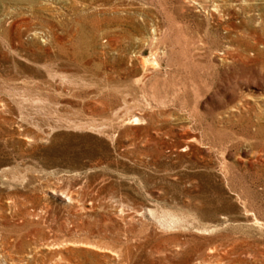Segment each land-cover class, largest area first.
Returning <instances> with one entry per match:
<instances>
[{"label": "rangeland", "instance_id": "1", "mask_svg": "<svg viewBox=\"0 0 264 264\" xmlns=\"http://www.w3.org/2000/svg\"><path fill=\"white\" fill-rule=\"evenodd\" d=\"M0 264H264V0H0Z\"/></svg>", "mask_w": 264, "mask_h": 264}, {"label": "bare ground", "instance_id": "2", "mask_svg": "<svg viewBox=\"0 0 264 264\" xmlns=\"http://www.w3.org/2000/svg\"><path fill=\"white\" fill-rule=\"evenodd\" d=\"M144 61L146 62V63H148L149 62V59H144ZM152 64H156L155 63V61H154V59H153V61H152ZM154 66V65H153ZM136 120L134 119L132 122H135ZM254 222H255V224L256 225H261L262 226V223H260L256 218H254Z\"/></svg>", "mask_w": 264, "mask_h": 264}]
</instances>
